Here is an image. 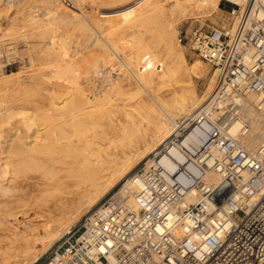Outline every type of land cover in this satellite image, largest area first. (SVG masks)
<instances>
[{
	"label": "built area",
	"instance_id": "2783aa9c",
	"mask_svg": "<svg viewBox=\"0 0 264 264\" xmlns=\"http://www.w3.org/2000/svg\"><path fill=\"white\" fill-rule=\"evenodd\" d=\"M224 1L232 25L177 31L211 66L208 107L218 117L202 113L180 124L135 167L139 211L117 190L33 264H264V140L256 149L246 145L252 126L238 102L255 94L264 116V6ZM193 131V142L184 144ZM174 147L183 161L171 153ZM167 154L174 168L163 161Z\"/></svg>",
	"mask_w": 264,
	"mask_h": 264
},
{
	"label": "bare ground",
	"instance_id": "6f19581e",
	"mask_svg": "<svg viewBox=\"0 0 264 264\" xmlns=\"http://www.w3.org/2000/svg\"><path fill=\"white\" fill-rule=\"evenodd\" d=\"M155 1L157 2V10H154L158 14V17L156 16L158 19L156 20L160 22L158 29L160 31L159 38H161V40L156 42H147L145 39L132 41L127 48L129 57L127 56V62H124L130 73H121L122 80L127 82L129 87L133 88V85H141L146 88V93L138 95V90L135 91L137 95H134L130 93L131 89L128 90V88H124L119 91L118 95L111 96L108 104L91 103L92 99L96 97V92L102 91V88H104L105 85L107 86V83H113L112 85L114 87L118 80L115 79L114 76L112 77L109 75V77L106 78L107 83L102 80V85L96 87L92 84V86L86 85L87 83L85 86L84 84L82 85L81 80L83 77L80 78L82 74L79 71V69H81V63L77 61V54H72L73 52L71 53V51H69L68 44L66 45L67 41H62V44H64L62 45V47H64L61 48L62 51L60 54L58 52L56 53V57L52 59L53 64L46 66V68L51 70L52 78L54 77L53 80H51L53 81L52 86L41 88L39 92H35L34 95L30 97L29 108H32L31 105H33L37 112H34L32 109H26V111L22 109L21 111L25 112L22 113L21 116L25 118L18 123L17 121H13V117H15V113H12L13 111L6 114L10 109L12 110V108L6 107L4 108L5 111L3 109V111H0L3 112V115L6 114L5 116H8V118L10 117L9 119L7 118V120L12 124H9V127L7 126L4 129H0L1 137L4 135L5 138H10V142L6 145L7 147H0V154L5 152L8 153V155L11 154L9 157H13L19 154H26L30 151L38 152L37 150L41 148L42 151L48 149L51 153L49 154L48 151V154L45 155H37L35 153L29 156V162H31V159L36 161L38 166H36V164L33 166L32 162V167H34L39 174H25L23 177L19 176L18 172L12 169L15 166L19 167V162L22 158H20L19 162L17 161L19 164L16 165L15 163L17 162H12L9 159L1 162V160H4V157L0 155L2 156L0 157V204L3 203V206L0 208V230L4 233L2 236L9 240L7 247L1 248L3 249V264H11V258L15 259V264H30L33 260H37L39 255L50 247L49 244H44V236L49 238L48 240L52 239V242L61 238L69 231L71 225H73L83 213V205L89 208L98 203L101 197L106 195L120 179L125 177L134 165L145 157L147 158L151 152H154L157 147L175 131L181 122L185 123L189 119L198 118L202 113L208 114L212 119L218 117L220 112L211 111L208 107L210 99L208 103L205 102V105H199L200 100L195 97L194 92L181 86L180 81L182 80H186L193 75L200 77L202 59H198L192 67L191 64L193 63H191V70L186 67L184 55L176 52L174 48L175 36L173 24L170 18L165 16L167 9L165 8L163 0ZM258 1L264 6V0ZM258 1L256 3H258ZM137 2L139 4H137V6L129 4L132 7L128 8V12L136 23L144 27L143 22L149 20L147 19V12L149 13V10H151L150 1L137 0ZM156 2H154L155 5ZM76 3L79 2L76 1ZM151 3H153V1ZM174 3L173 14L180 13L181 15H185L188 13L192 15L196 13L193 11L196 9L200 11L201 9L206 10L210 7L217 8L218 0H175ZM67 8H69V6ZM76 9L79 8L75 7V10ZM79 10L81 12V9ZM82 11L85 12L84 10ZM136 11L139 12L138 15L140 16L137 17V14L134 16ZM72 13L74 12L72 11ZM132 13L134 14L132 15ZM64 16L68 17L67 19L72 22L81 23L84 19V17L83 19L79 18L75 13L70 16L69 14L68 16ZM187 18L186 16L185 19ZM91 20H93V18ZM179 20L181 21V19ZM88 23L90 24L89 21ZM91 23H93L94 28L98 27L95 26V24L98 23L97 21L94 20V22ZM89 24L82 25L85 29H91L92 31L93 28ZM148 28L149 27H147V29ZM149 31L151 30L149 29ZM87 39L86 41L89 42ZM98 39H100V36ZM73 43L72 41V44ZM104 43H106V41ZM12 44H14L13 41ZM78 45L80 46V44ZM106 45L104 47H106ZM48 46L49 44L47 47ZM49 48L47 50H49ZM85 48L84 46V50ZM70 49L72 50V48ZM86 49L89 48L87 47ZM91 50L93 51V49ZM114 50L118 52V49H115V47ZM120 51L122 54L124 53L122 49ZM112 52L114 53H110L111 56L115 54V51ZM150 53L153 57H151ZM79 54L81 55V52ZM141 54L146 61L143 65L144 69L137 72L133 67L139 66L140 63L138 59ZM161 54H163L164 58ZM107 56L110 55L108 54ZM2 70H4V68H2ZM37 71L35 75L38 81H42L41 76H43L46 70L40 67ZM104 75H102V77ZM85 79L86 81L95 83V81H93L95 78L93 80H87L88 78L86 77ZM5 81H7V79H0L1 90L5 88L4 86H8ZM156 82L158 85L155 89L154 83ZM210 82L211 89L209 90L212 92L213 78L211 79V76ZM113 87L111 89H113ZM162 91H168L170 94H164ZM256 98V95L251 92L248 93L246 97L242 96L238 98L240 116L249 120L252 126L250 133L244 138L246 145L250 149H256L264 140V116L255 109ZM166 100H170V102ZM190 107L192 108L190 109ZM40 114L42 116L44 114V116L47 117L46 122L50 121L48 123L50 130H53V127H55L56 131H54V133L52 132L53 134L46 132L47 126L45 127L46 131L44 130L45 128L43 129L41 127L42 129L38 128V130L36 127L37 130L30 134L32 127L40 126L41 123L39 124L37 122L39 119H36L42 117ZM178 115H183V117H185L180 123L176 120ZM40 120H45V118H41ZM239 126V123L233 126V133L239 130ZM42 130H44V132ZM136 130L144 131L133 136ZM205 132V130L200 132L202 139L205 137ZM29 137H33L30 142H34V144H30L32 145L30 148L28 147L29 141H27ZM194 138L195 131L190 132L186 136L184 144L193 142ZM13 143H16V145L17 143L19 144L16 147V145L13 146ZM45 144V147L48 148H44L43 145ZM18 147H20L19 150H21V152H12L11 149L15 150L17 148L18 150ZM49 147L51 150L53 149V151H51ZM171 153L176 154L180 161L184 160L183 156L180 154V150L176 147L171 149ZM5 156L7 157V155ZM163 161L174 168V162L169 154L163 157ZM25 162L22 164H24L25 169L27 168L26 170H28L31 166L29 168L26 167L29 166V164L26 165ZM13 164H15L14 167L10 168V165ZM209 177L214 181L218 179L217 175L212 173ZM53 188H55L54 191ZM133 189L134 182L130 178L129 181L123 185L121 191L122 194L127 197L128 204L139 211L140 208L135 200ZM46 192L54 193L52 199L47 200L44 204H38V202L34 201L39 194ZM29 197L30 199H28ZM18 199L21 200L19 201ZM10 217H12L13 221L9 220ZM1 218H3V222H1ZM42 221L43 224H41ZM37 244H43V246H45L41 250H38L36 249Z\"/></svg>",
	"mask_w": 264,
	"mask_h": 264
},
{
	"label": "rangeland",
	"instance_id": "374dc122",
	"mask_svg": "<svg viewBox=\"0 0 264 264\" xmlns=\"http://www.w3.org/2000/svg\"><path fill=\"white\" fill-rule=\"evenodd\" d=\"M76 1L79 3L81 1L82 2L79 4V3H76ZM85 1H86V3H85ZM149 1H150L151 10H149V13L147 12V19H149L150 21L146 20L145 22H143L144 27H142L134 21V18H132V16L129 15V12H128L129 7L137 6V4H138L137 0H114V1H112V0H84V1L83 0H75V2H74V0H0V52H2V53H0V63H1L0 65H2V66H0V69L2 70V68H4V70H2V71L0 70V79L1 78L7 79V81H5V82L8 85V86H4L5 88H3V90L0 89V111H3L4 108H6V107L12 108V110L10 109V111H8L6 114H8L9 112L11 113L13 111L12 113L13 114L15 113L14 114L15 117H13L15 120L13 119V121H17L18 123H20L21 120L22 121L24 120L25 117L21 116V115H22V113H24L26 111V109H32L34 112H37V110H35L33 105H31L32 108H29L30 100H31L30 97H31V95L33 96L35 92H39L41 90V88H47V87L52 86L53 81H51V80H53L54 77L52 78L51 70L46 68V66L53 64L52 59L56 57L57 52L60 54V52L62 51L61 48L64 47V46L62 47V45H64V44H62L64 41L65 42L67 41L66 45L68 44L69 51H71V53L73 52L72 54H74V55L77 54L76 55L77 61L79 63H81V65H80L81 69H79V71L82 74L80 76V78L83 77L81 80L82 85L84 84V86H85L86 83H87L86 85H89V86L95 85V87L102 85L101 84L102 80L106 81V78L109 77V75L112 77L114 76V78L118 80V82L115 83L114 87L112 85L113 83L108 84L106 81L107 86L105 85V87L102 88L103 89L102 91L100 90L99 92L95 93L96 97L94 99H92L91 103L108 104V101H110V97L118 95L119 91L121 89H124V88H128V90L131 89L130 93L131 94L133 93L134 95L135 94L137 95V93L135 91H138V90H139L138 95H143L144 93H146L145 92L146 88H144L141 85H139V86L133 85V88L129 87V85H127L128 83L125 82L124 80H122L121 73L123 74V72H128V70L126 68V64H124V62H127V59L129 57L128 56L129 51L127 52V48L129 47V45L132 41L137 40V39H140V40L145 39L147 42H151V41L156 42V41L161 40V38H159L160 37V35H159L160 31L158 29L160 26V22H158V20H156V19H158L157 18L158 14L154 10V9L157 10V8H156L157 2L155 0H149ZM152 1H153V3H151ZM154 2H156V5ZM174 2H175V0H169V1L163 0L165 8L167 9L165 16H167V18H170V20L173 24V31H174V36H175L174 37L175 42L173 44L175 46L174 48L176 49V52L184 55L183 57L185 59L186 67L189 70H191V67L196 63V61L198 59H201V58L196 52H194L186 44L185 41H182V42L179 41V35H178L177 31L181 30L182 36H183L185 34L190 35L194 29L199 28V27H201L202 29H210L212 27H222V26L228 27L234 23L235 18H233V16L228 12V10L231 7V4L224 1V0H218L217 8L216 7L215 8L210 7L206 10L205 9H201L200 11H198V9L193 10L194 12H196V13L192 14L193 16L191 14H188V13L185 15H181L180 13L173 14L172 11H173L174 6H175V5H173V4H175ZM134 3H135V5H134ZM86 4H88V5H86ZM129 4H131V5L133 4V5L131 6ZM68 6H69V8H67ZM75 7L76 8L78 7L79 9H81V12L79 9H76L77 10L76 11ZM82 10H84L86 13L83 12ZM49 11H50V14H49ZM72 11L75 14H77L79 18L83 19V17H84V19L81 21V23L69 21V19H67L68 17L64 16V15L68 16V14H69V16L71 14H74V13H72ZM77 12H79V13H77ZM93 13H94V15H93ZM138 13L139 12L136 11L135 14L132 13V15L134 14V16H135L137 14V17H138V16H140V15H138ZM80 14H81V16L83 14V16L81 17ZM84 14H86V15H84ZM199 14H201V15H199ZM87 15L89 18L87 17ZM92 16H94V17H92ZM186 16L188 17L187 19H185ZM63 17L65 18V20ZM91 17L93 18V20H91L92 19ZM179 19H181V21ZM87 20L90 22V24L88 23ZM94 20L98 22V23H96L97 25L95 24V26H98V27L100 26L99 28L98 27L94 28L93 23H91V22H94ZM157 22H158V24H157ZM82 24L91 25V27L93 28L92 29L93 32L91 31V29L90 30L85 29V27ZM146 25H147V27H149L148 29H147ZM149 29L151 31H149ZM92 34L94 37L92 36ZM75 36H76V38H75ZM91 36H92V38H91ZM95 36H97V37H95ZM99 36H100V39H98ZM50 37H51V39H50ZM78 38H79V40H78ZM70 39H72V40H70ZM86 39L89 42H87ZM97 39H98V41H97ZM77 40H78V42H77ZM104 40L106 41V43H104L105 42ZM12 41L14 44H12ZM72 41L74 42L73 43L74 45L72 44ZM39 42H41V43H39ZM103 43L105 45L107 44L108 46L106 45V47H104L105 45ZM48 44H49V46L47 47ZM75 44H76V46H75ZM78 44H80V46ZM85 44H88V45H85ZM9 45H11V46H9ZM12 45H15V46H12ZM83 45L86 48L88 47L89 49L85 48V50H84ZM75 47H76V49H75ZM114 47H115V49H118L117 51L119 53L116 52V50H114ZM48 48L50 51L47 50ZM70 48H72L73 51ZM91 49H93V51ZM121 49L124 51L123 54L120 51ZM112 51H115V54H113L111 56L110 53H114ZM80 52H81V55L79 54ZM108 54L110 56H107ZM150 55H151V57H153V55L151 53H150ZM161 55L163 57V54H161ZM103 56H104V58H103ZM121 58L123 61L121 60ZM145 61H146L145 58H143V56L141 54L139 59H138V62L140 64L137 62L139 64V66H134L133 69L137 72L143 70L144 69L143 65H144ZM82 63H83V65H82ZM109 63H110V65H109ZM191 63H193V64H191ZM40 64H41V66H40ZM190 64H191V67H190ZM3 65H5V66H3ZM37 65H38V67H37ZM86 66H88V67H86ZM40 67H43L46 70L44 72L43 76H41L42 81H38L37 76L35 75L38 72L37 70ZM87 68H88V71H87ZM200 71H201L200 77L193 75L192 77L187 78L186 80L180 81V83H181V86L183 88L186 87V89H189V90L194 92L195 97L200 100L199 105L200 104L205 105L206 103H208V100L211 99L210 98L211 97V92H210L211 90H209V89H211L210 88L211 66L202 60ZM128 73H130V71ZM102 75H104V76L102 77ZM86 77L88 78L87 80H89V79L93 80L95 78L93 81H95L96 84L93 82H90V81H86V79H85ZM49 78H50V80H49ZM40 82H42V83H40ZM38 83L41 85H39ZM194 83H195V85H194ZM157 85H158L157 82L154 83L155 89L157 88ZM111 86L113 87V89H111L112 88ZM87 88H89V87H87ZM162 92L164 94L165 93L170 94V93H168V91H162ZM208 92H210V93H208ZM45 93H46V91H45ZM108 94H109V96H108ZM167 99H169V98H167ZM166 101L170 102V100H166ZM191 108L192 107H190V109ZM22 109H24L25 111H21ZM19 110H20V112H19ZM0 113L2 114L3 112H0ZM1 114H0V129L1 128L4 129L7 126L9 127L10 126L9 124H11V123H9L10 121L7 120L8 116H5L6 114L5 115L2 114L3 116ZM36 114H38V113H36ZM40 116H42V115L40 114ZM41 118L42 119L45 118V120H40ZM46 118L47 117H45L44 114L42 117L36 118V119H39L37 121L39 124L40 123L42 124L44 121L45 122L42 125L40 124V126L32 127L30 134L33 133L38 128L44 129L46 126H47V131H46V128L44 130L47 133L53 134L54 131H56L55 127H53L54 129L51 128L53 130H50L49 126H48V123L50 121L46 122ZM176 118H177L176 120L179 123L185 119V117H183V115H181V116L178 115ZM38 123H37V125H38ZM181 124H183V123L181 122ZM36 127H37V129H36ZM14 129H16V128H14ZM44 130H42V131L44 132ZM13 131H11V132H13ZM143 131L144 130H136L135 134L133 136H136V134H139L140 132H143ZM2 132H4V131H2ZM2 137L0 136V140H1L0 141V147H2V148L7 147L6 145H8V143L10 142V138L9 137L5 138L4 135ZM32 139H33V137L27 138V141H29L28 142L29 148L32 147V145H30L31 143L34 144V142H30V141H32ZM19 143H17V145H16V143H13V146L16 145V147H17ZM43 146H44V148H48V147H45L46 144ZM19 148L20 147H18V150H17V148L15 150H13L14 149V147H13V149H11V150H12V152H21V150H19ZM49 149L51 150L50 147H49ZM46 150L44 149L42 151V148H41V149L37 150L38 152L30 151V152H27L26 154H21V155L19 154L17 156H13V157L12 156L9 157L11 154L8 155V153L4 152L3 154H0V155H3V157H4V160H1V162L5 161L7 159L11 160L12 162H17V161L19 162L20 158H22L19 162L20 164L18 162L15 163L16 165L19 164V167L15 166L16 167L15 168L14 167L15 164H13V165H10V168L14 167L12 169L16 170L18 172V175L21 177H23L25 174L34 175L37 173V170L34 167H32V162H33V166H35V164H36V166H38V165H37L36 161H34L32 159H31V162H29L28 161L30 159L29 156L34 155L35 153L37 155L48 154L47 152L49 150L48 149H46ZM51 151H53V149ZM49 154H51L50 151H49ZM5 155H7V157ZM0 157H2V156H0ZM145 158L143 160H141L139 163H137L136 165H134L125 177L120 179L109 190V192L106 193V195H103L101 197V199L98 201V203L102 202L105 198L110 196V194L114 193L115 191L120 190L123 187V185L125 183H127V181H129V179L131 178L135 167L138 166L139 164H141L142 162H144L147 159V158L146 159ZM25 161L28 163H26ZM24 162L26 165L29 164V166H26V167L29 168L31 166L32 168L30 167L28 170H26L27 168L25 169V167H24L25 165L22 164ZM37 169H38V167H37ZM37 174H39V173H37ZM54 190H55V188H53V191ZM53 196H54V193H47V192L41 193L38 195V197L35 198L34 201L38 202V204H44L47 200L52 199ZM28 199H30V197ZM18 200L20 201L21 199H18ZM98 203L94 204L93 206L97 205ZM85 205H86V203H85ZM2 206H3V203L0 204V208ZM93 206H90L88 208V206L83 205V209H82L83 213L79 216L77 221L73 225H71V227L74 226L78 221H80L81 217ZM1 219H2L1 222H3V218H1ZM21 219H22V217H21ZM9 220L13 221L12 217H10ZM41 224H43V221L41 222ZM0 226H1V223H0ZM2 235H4V233H3V231L0 230V264H3V261H2L3 249H1V248H6L7 245L9 244V242H8L9 240H7V238H4ZM43 238H45L44 244H46V245L49 244V246H51L55 242V241L52 242L51 241L52 239L48 240L49 238H47L45 236ZM44 246H43V244H37L36 249L41 250ZM43 253H44V251L42 252V254ZM42 254H40L39 256H41ZM11 260H12L11 264H15L14 263L15 259L11 258ZM34 261L35 260H33L30 264H33Z\"/></svg>",
	"mask_w": 264,
	"mask_h": 264
}]
</instances>
